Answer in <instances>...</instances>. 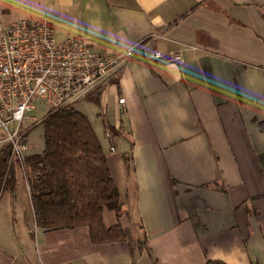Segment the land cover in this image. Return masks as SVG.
I'll return each mask as SVG.
<instances>
[{
	"label": "crops",
	"instance_id": "0c3cea01",
	"mask_svg": "<svg viewBox=\"0 0 264 264\" xmlns=\"http://www.w3.org/2000/svg\"><path fill=\"white\" fill-rule=\"evenodd\" d=\"M23 18L109 56L163 37L74 103L119 191L120 215L105 208L103 222L129 239L95 244L86 226L35 227L18 174L14 193L0 189V264H263L264 0H0V21ZM170 49L181 63L152 57ZM29 135L25 154L41 152Z\"/></svg>",
	"mask_w": 264,
	"mask_h": 264
},
{
	"label": "trees",
	"instance_id": "16d2710c",
	"mask_svg": "<svg viewBox=\"0 0 264 264\" xmlns=\"http://www.w3.org/2000/svg\"><path fill=\"white\" fill-rule=\"evenodd\" d=\"M39 123L43 127L41 152L18 160L11 157L7 144L0 148V189L14 193L17 175L23 176L35 227L86 226L92 243L127 241L129 234L120 223L106 226L103 222V210H113L119 216L121 203L106 155L87 116L70 104L48 111ZM122 156L130 175L131 157ZM144 243L142 234L137 244L143 247ZM203 264L226 263L207 260Z\"/></svg>",
	"mask_w": 264,
	"mask_h": 264
},
{
	"label": "built area",
	"instance_id": "2783aa9c",
	"mask_svg": "<svg viewBox=\"0 0 264 264\" xmlns=\"http://www.w3.org/2000/svg\"><path fill=\"white\" fill-rule=\"evenodd\" d=\"M162 37L153 33L109 56L90 50L82 35L57 39L45 18L0 21V141L10 147L11 157L21 160L25 155L31 118L27 113L36 108V100L48 105V111L74 105L108 79L118 66ZM152 57L183 61L181 49L155 50ZM118 101L122 103L124 98Z\"/></svg>",
	"mask_w": 264,
	"mask_h": 264
},
{
	"label": "rangeland",
	"instance_id": "374dc122",
	"mask_svg": "<svg viewBox=\"0 0 264 264\" xmlns=\"http://www.w3.org/2000/svg\"><path fill=\"white\" fill-rule=\"evenodd\" d=\"M35 105H36V108L31 110L29 113H27L28 115H31V118L28 123L29 129L27 130V134H26V142L28 141L27 136L28 134H30L29 142L33 144V147H31V150H36L37 145L40 146L43 144V127L39 122L46 115V113L48 112L50 108L48 105L46 106V105L40 104V100H36ZM20 184H22V182H20ZM21 191H22V188L20 187L18 191L16 205H18V207L20 206V209H24L26 206V203H25L26 199L25 197H23V194ZM5 196L7 195L5 194Z\"/></svg>",
	"mask_w": 264,
	"mask_h": 264
}]
</instances>
